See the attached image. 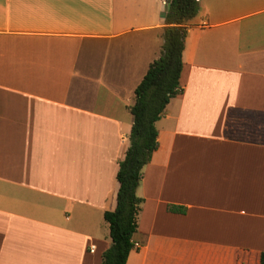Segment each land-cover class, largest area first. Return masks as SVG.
I'll list each match as a JSON object with an SVG mask.
<instances>
[{
  "label": "crops",
  "instance_id": "crops-1",
  "mask_svg": "<svg viewBox=\"0 0 264 264\" xmlns=\"http://www.w3.org/2000/svg\"><path fill=\"white\" fill-rule=\"evenodd\" d=\"M168 1L0 0V264H102ZM199 2L127 264H261L264 0Z\"/></svg>",
  "mask_w": 264,
  "mask_h": 264
},
{
  "label": "trees",
  "instance_id": "trees-1",
  "mask_svg": "<svg viewBox=\"0 0 264 264\" xmlns=\"http://www.w3.org/2000/svg\"><path fill=\"white\" fill-rule=\"evenodd\" d=\"M200 9L199 0H169L166 11L161 14L166 25L164 44L159 59L150 65L135 90L136 103L130 108L133 116L130 146L117 173L120 184L117 206L114 211L104 214L110 226L112 245L103 254L102 264H127L134 249L133 236L138 228L137 216L143 202L137 196V189L144 167L159 147L156 123L170 101L182 93L187 27ZM261 264H264V253Z\"/></svg>",
  "mask_w": 264,
  "mask_h": 264
},
{
  "label": "rangeland",
  "instance_id": "rangeland-1",
  "mask_svg": "<svg viewBox=\"0 0 264 264\" xmlns=\"http://www.w3.org/2000/svg\"><path fill=\"white\" fill-rule=\"evenodd\" d=\"M159 59V58H158Z\"/></svg>",
  "mask_w": 264,
  "mask_h": 264
}]
</instances>
